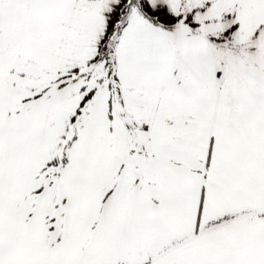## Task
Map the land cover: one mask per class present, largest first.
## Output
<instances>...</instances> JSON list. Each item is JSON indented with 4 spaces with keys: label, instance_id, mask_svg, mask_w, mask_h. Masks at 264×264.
<instances>
[{
    "label": "snow or ice",
    "instance_id": "snow-or-ice-1",
    "mask_svg": "<svg viewBox=\"0 0 264 264\" xmlns=\"http://www.w3.org/2000/svg\"><path fill=\"white\" fill-rule=\"evenodd\" d=\"M0 264H264V0H0Z\"/></svg>",
    "mask_w": 264,
    "mask_h": 264
}]
</instances>
